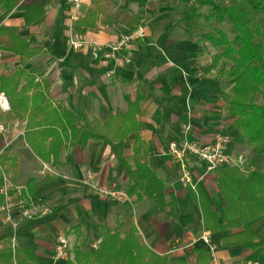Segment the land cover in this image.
Instances as JSON below:
<instances>
[{
  "label": "crops",
  "instance_id": "0c3cea01",
  "mask_svg": "<svg viewBox=\"0 0 264 264\" xmlns=\"http://www.w3.org/2000/svg\"><path fill=\"white\" fill-rule=\"evenodd\" d=\"M110 1L109 12L121 7L142 16L148 32L115 60H95L87 49H69V6L64 0H52L41 24L26 26L20 10L0 18V24L18 28L33 46L43 49L27 68L28 73L34 72L39 91L26 79L20 85H27V94L35 98L30 101L35 109L32 117L28 111L23 117L16 116L12 108L6 113L0 111V125L6 128L0 131V140L8 131L10 139L15 140L0 156L5 158L3 165L11 180L27 186L29 191V181L33 180L34 199L54 210L43 218L22 222L17 231L4 222L0 213V249L6 239L12 243L15 237L17 248L34 251L39 264H72L70 259L55 257L58 233L67 232L75 258L73 248L87 250L98 245L103 227L114 229L132 219L152 249L173 258L184 257L188 264H212L213 256L203 254L198 259L196 252V248L208 249L202 239L205 231L211 234L221 264H247L249 260L264 264V247H225L222 240L228 231L205 228L204 214L209 217V205L220 214L225 206L213 171H207L205 162L191 158L187 167L192 183L187 184L181 165L166 152L169 143L178 139L188 125L190 136L204 142L218 133L237 132L227 109L224 81L218 70L208 68L212 56L185 27L187 16L182 15L187 14L193 0ZM152 4L154 7H145ZM92 6V0H83L80 17ZM129 29L123 23L98 22L83 34L113 42ZM19 60L17 54L1 52L0 73L14 74ZM111 69L115 72L110 75ZM44 94L48 107L44 105ZM136 102L137 107L133 106ZM67 109L104 125L114 116L123 115L124 129H133L124 142L126 163L115 156L105 140L90 139L83 144L75 141L80 137L78 126L84 121ZM137 127L143 149L136 160L147 161L165 180L168 197L173 193L178 200V219L167 216L147 197L132 195V203L121 204L100 193L101 188L129 189L128 167L136 165L133 155ZM112 133L108 134L111 138L119 137ZM231 148L238 154L244 152ZM43 162L51 164L59 175H41ZM250 227L264 238L263 218L250 222Z\"/></svg>",
  "mask_w": 264,
  "mask_h": 264
},
{
  "label": "trees",
  "instance_id": "16d2710c",
  "mask_svg": "<svg viewBox=\"0 0 264 264\" xmlns=\"http://www.w3.org/2000/svg\"><path fill=\"white\" fill-rule=\"evenodd\" d=\"M93 6L85 16L79 17L73 24L74 32L83 34L94 28L98 22L103 24L123 23L130 29L145 25V19L125 8L109 12L110 0H92ZM52 0H0V18L13 10L23 11L26 26L41 24L46 19L47 7ZM191 17H205L209 22L207 31L197 37L200 45L210 44L212 62L210 70L219 68V75L231 87L227 95V109L233 117L237 131L244 137V144L264 155V103L257 99L264 95V0H193ZM209 7L208 13H199ZM184 21V20H183ZM189 17L185 19L189 23ZM184 23V22H182ZM230 24V31L225 25ZM188 31L192 30L187 28ZM232 35V36H231ZM207 48V47H206ZM11 52L20 56L19 69L12 75L0 73V88L11 99L12 110L16 116H29L34 112L27 85L21 86L26 79L32 81L33 89L39 91L34 72L28 73V64L40 54L42 47L33 46L28 36H23L19 29L0 24V53ZM37 84V87H36ZM20 87V90H19ZM31 88V85H30ZM45 106L48 107L44 94ZM139 101V99H138ZM47 104V105H46ZM136 102L133 106L137 107ZM45 107V108H46ZM68 112L84 121L78 126L80 137L75 141L81 144L90 139L108 142L115 156L124 164V142L133 129H124L126 118L114 116L108 125L100 124L84 114L77 115L74 110ZM119 122L117 125L115 121ZM138 133L134 143L135 168L128 167L129 193L137 197H147L165 210L167 216L178 219L180 210L178 200L173 193L168 197L166 182L147 161L136 160L142 151V139ZM111 136H119L111 138ZM56 157V153H54ZM0 163L3 164L1 161ZM214 181L222 194L225 206L222 214L209 205L208 218L204 214L205 228L212 232L228 231L223 237V246H243L258 249L264 247V238L250 227V222L264 219V172L257 170L252 161L244 170L238 166L221 165L214 171ZM0 169V185L2 184ZM35 196L33 180L28 185ZM192 189V188H191ZM194 191V190H193ZM4 196L0 194V207ZM208 247V246H207ZM198 259L201 255L212 254L210 249L196 248ZM75 262L72 264H188L184 257L173 258L169 253H159L152 249L142 238L132 219L117 224L116 228L103 227L98 245L90 249L75 248ZM39 264L34 251L29 248L13 247L7 239L0 249V264Z\"/></svg>",
  "mask_w": 264,
  "mask_h": 264
},
{
  "label": "built area",
  "instance_id": "2783aa9c",
  "mask_svg": "<svg viewBox=\"0 0 264 264\" xmlns=\"http://www.w3.org/2000/svg\"><path fill=\"white\" fill-rule=\"evenodd\" d=\"M69 6V27L67 41L69 49L73 51L89 50L93 59L115 60L129 50L131 45L145 37L148 32L146 26L139 25L121 33L113 42H104L88 34L74 32L73 24L80 17L83 0H67ZM111 69L109 74H114ZM0 111L3 113L11 111V104L7 94L0 89ZM3 124L0 131H5ZM191 125L185 127L183 134L169 143L167 154L181 165L183 179L192 183L190 170L187 162L191 158L206 163L208 172L214 171L221 165L238 166L242 170L246 167V159L242 154L235 153L231 148V137L228 133H218L212 140L204 142L193 138ZM2 171V184L0 194L4 196V202L0 207L3 220L9 223L16 231L22 222L36 218H43L54 212L52 206L41 200H35L27 186L14 184L5 170ZM41 175H59L57 169L51 164L43 162L39 169ZM102 196L117 203H132V195L125 189L101 188ZM17 213V216H16ZM209 231L203 233L202 239L211 251L213 256L212 264H221L216 257V246L212 243ZM12 246L17 247L16 238H12ZM72 255V243L67 232H60L56 238L55 257L58 260H69ZM247 264H260L259 261L249 260Z\"/></svg>",
  "mask_w": 264,
  "mask_h": 264
},
{
  "label": "rangeland",
  "instance_id": "374dc122",
  "mask_svg": "<svg viewBox=\"0 0 264 264\" xmlns=\"http://www.w3.org/2000/svg\"><path fill=\"white\" fill-rule=\"evenodd\" d=\"M64 1L67 2V0H64ZM189 1H191V0H186V2H189ZM183 4H185V3H183ZM190 5H191V7L189 6V10L187 11V14L182 15V17H185V16L189 17V20H190L189 23H185V25H186L185 27H186V29L187 28L192 29V30L189 31V33L194 38H197V37H200V36L202 37V34L207 31V28L209 26V22L206 20L205 17H199L198 16L197 19H195V17H191L190 16V12L193 10L194 2H193V4H190ZM145 7H149L150 8V7H154V5L153 4L152 5H146ZM208 12H209V7H204V8H202L199 11V13H208ZM177 19H180V18L177 17ZM225 29L227 31H230V24H226L225 25ZM206 47L208 49V52L211 55L210 49L212 47H210V44L209 43L207 44ZM211 60H212V58H211ZM216 70H218V73H219V68H217ZM223 81H224L223 83H224L225 95L226 96L227 95H231V91H232L231 90V87L230 86L229 87L226 86L225 79H223ZM226 99H227V97H226ZM257 100L259 102H261V103H264V95H260ZM226 101H228V100H226ZM226 133H228L230 135V137H231V147L234 146V148L236 149V151L238 150L239 152L240 151H244V152H242V155L246 159V164H248V162L252 161L253 165L255 166V168L257 170H261V171L264 172V155L256 154L255 153V150L253 148H250V147L246 146L244 144V140H243L244 138H243V136L238 131L235 132L233 130L232 132H226ZM11 135L12 134L9 133V131L7 133H5V135H1L2 137H1V140H0V143H1L0 144V153H2L8 147V144L9 143L12 142L10 144V146H13L15 140L10 139L11 138ZM16 141H18V140H16ZM4 160H5V158H1V161L4 162ZM0 167H2L5 170V172H6V168H5V166L3 164L0 163ZM6 173L9 176V172L7 171ZM73 250H74V248H73ZM69 261H71L72 263H74L75 262V258H73L72 255H71V258H70Z\"/></svg>",
  "mask_w": 264,
  "mask_h": 264
}]
</instances>
